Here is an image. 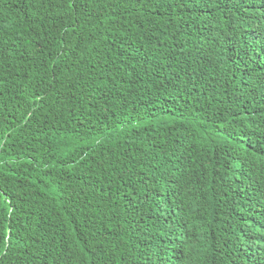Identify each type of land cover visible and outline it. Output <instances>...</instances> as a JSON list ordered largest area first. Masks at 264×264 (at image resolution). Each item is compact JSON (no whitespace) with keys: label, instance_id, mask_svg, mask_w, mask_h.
Listing matches in <instances>:
<instances>
[{"label":"trees","instance_id":"16d2710c","mask_svg":"<svg viewBox=\"0 0 264 264\" xmlns=\"http://www.w3.org/2000/svg\"><path fill=\"white\" fill-rule=\"evenodd\" d=\"M0 264H264V0H0Z\"/></svg>","mask_w":264,"mask_h":264}]
</instances>
